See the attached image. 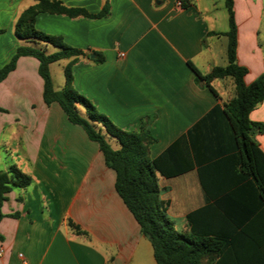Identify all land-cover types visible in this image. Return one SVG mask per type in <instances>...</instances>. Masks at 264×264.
I'll list each match as a JSON object with an SVG mask.
<instances>
[{
    "label": "crops",
    "instance_id": "crops-1",
    "mask_svg": "<svg viewBox=\"0 0 264 264\" xmlns=\"http://www.w3.org/2000/svg\"><path fill=\"white\" fill-rule=\"evenodd\" d=\"M36 1L0 0V67L22 43L15 34L17 18ZM56 1L91 14L108 4V14L96 19L41 13L35 28L87 55L71 68L72 88L99 113L128 132H138L146 121L156 139L149 146L151 159L183 136V151L189 153L190 143L202 159L219 130L228 136L221 109L234 96L233 81L213 80L214 95L195 81L189 67L191 63L206 75L227 64L224 0H182V6L176 5L178 0ZM232 1L236 61L247 69L248 85L264 72V0ZM94 53L103 61L95 63ZM70 60L59 61L62 73ZM54 64L50 76L60 90L64 85L57 89L52 78ZM38 67L35 58L20 57L0 82V170L14 165L31 179L27 187L4 194L0 264H156L150 242L115 190V172L97 143L71 124L57 103H44ZM249 119L264 126V99ZM254 139L264 154V133H255ZM109 143L118 148L115 139ZM184 159L192 162L188 155ZM194 167L159 180L161 199L169 204L167 217L173 226L180 221L184 232L186 216L204 206ZM69 221L84 234H76Z\"/></svg>",
    "mask_w": 264,
    "mask_h": 264
},
{
    "label": "trees",
    "instance_id": "trees-1",
    "mask_svg": "<svg viewBox=\"0 0 264 264\" xmlns=\"http://www.w3.org/2000/svg\"><path fill=\"white\" fill-rule=\"evenodd\" d=\"M224 3L229 24L223 34L227 37V64L203 75L189 63L195 81L204 83L214 95L213 80L230 78L234 84L233 98L221 109L228 136L225 138L224 132L219 130L217 139L209 142V148L205 147L202 159L190 143L186 149L189 153L183 151L186 136L151 159L149 146L156 139L147 129L146 121L141 123L138 132H128L99 113L87 98L72 88L71 68L79 57L87 55L68 46L60 37L35 28L36 16L41 13L71 18L104 17L109 11L107 3L99 13L91 14L85 9L66 7L60 1L37 0L17 18L15 34L22 43L0 67L1 82L15 69L20 57H33L38 61L44 103H57L68 121L80 126L87 137L97 143L105 164L115 172V190L138 223L141 234L150 242L156 264H264V154L254 139L255 133H264V126L249 119L250 112L264 99V72L245 84L247 69L236 61L233 1L224 0ZM48 47L54 52L47 53ZM94 54L95 63L103 61L100 54ZM65 59H71L63 69L65 83L62 89L55 90L49 66ZM217 111L216 108L211 110L205 118ZM110 139H115L118 148L111 146ZM184 155H188L192 164H186ZM193 165H196L204 206L189 213L186 216L188 230L178 232L167 217L169 204L161 199L164 188L159 180L179 176L193 169ZM30 181V177L14 165L5 172L0 170V220L4 194L13 187H27ZM201 221L202 225H196ZM69 226L76 234H84L70 221Z\"/></svg>",
    "mask_w": 264,
    "mask_h": 264
},
{
    "label": "rangeland",
    "instance_id": "rangeland-1",
    "mask_svg": "<svg viewBox=\"0 0 264 264\" xmlns=\"http://www.w3.org/2000/svg\"><path fill=\"white\" fill-rule=\"evenodd\" d=\"M52 52H54L53 48L48 47L47 53H52ZM61 65H62V62H58L52 66V78L54 80V86L57 89H60L62 85H64L65 83ZM1 166L2 165L0 164V167ZM180 223H181L180 221L176 220L173 227L175 228L176 231L183 232V230H181Z\"/></svg>",
    "mask_w": 264,
    "mask_h": 264
},
{
    "label": "built area",
    "instance_id": "built-area-1",
    "mask_svg": "<svg viewBox=\"0 0 264 264\" xmlns=\"http://www.w3.org/2000/svg\"><path fill=\"white\" fill-rule=\"evenodd\" d=\"M182 4H183V3H182V0H178V1L176 2V5H177V6H182ZM119 56H120V57H123L124 54L120 53Z\"/></svg>",
    "mask_w": 264,
    "mask_h": 264
},
{
    "label": "water",
    "instance_id": "water-1",
    "mask_svg": "<svg viewBox=\"0 0 264 264\" xmlns=\"http://www.w3.org/2000/svg\"><path fill=\"white\" fill-rule=\"evenodd\" d=\"M92 57V56H91Z\"/></svg>",
    "mask_w": 264,
    "mask_h": 264
}]
</instances>
